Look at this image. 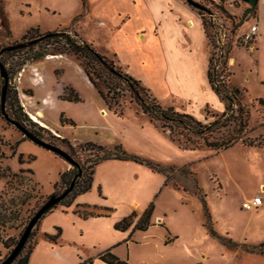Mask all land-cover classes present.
Returning <instances> with one entry per match:
<instances>
[{
    "label": "rangeland",
    "instance_id": "obj_1",
    "mask_svg": "<svg viewBox=\"0 0 264 264\" xmlns=\"http://www.w3.org/2000/svg\"><path fill=\"white\" fill-rule=\"evenodd\" d=\"M161 1L165 3L166 0H152V5L156 6ZM193 1L197 2L199 6L187 2L208 20L211 18V14L213 16L216 15L218 18H221V16L224 18L226 16L229 17L227 11L236 16V18H229L231 22L228 25V36L233 41L249 30L252 23L259 25L262 36L257 37L256 46L254 47L253 45L252 48H249L236 43L234 46L238 49L235 55H242L244 58L243 62L241 64L238 60L236 65H234L232 61V66H228V72H235V68H237L234 80L246 87L248 91L244 90L242 86L235 84L232 81V76L230 78L225 72L224 80L227 82V86H238L242 89L239 97L245 107L250 110L249 132L246 136L263 141L264 105L256 98L264 97V83L258 81L256 62L257 60L260 61V67H262L261 69L264 72V17L258 19L257 8L254 7L250 0ZM175 6V10L182 9L177 4ZM81 12H84L85 15L76 19L77 16L75 17V15L81 14ZM88 12V5L87 8H84L82 0H6V7L4 0H2L0 7V49L10 44L30 40L31 38L22 35L32 28H39L40 34L49 30H69L70 34L75 36L77 33L79 37L82 39L86 38L94 47L100 49L104 45V41L109 38L106 37L100 27L97 14L99 12L98 7L93 6L92 14L87 18ZM3 15L7 16L8 24L4 22ZM187 15H191V12L189 14L187 12ZM85 18L87 20L82 22ZM241 18H243V23L237 26L236 24L240 22ZM80 21L82 24L78 26L77 23ZM182 22L185 23L186 18L182 17ZM186 27L188 30L187 40L192 37L194 44L201 47L197 54L204 60L208 49L210 57L212 55L215 61V49L210 43L209 47L206 48L201 26L193 24L189 27L186 25ZM32 33L36 35L35 31ZM39 37L35 36L32 39ZM171 39L169 40L171 41ZM45 52H50L51 54L57 52L55 45H48L43 42L33 48L27 47L7 51L1 55L0 59L9 73L11 100L15 102L18 100L30 119L33 122H37V125H33L30 120L20 122L36 135H38L37 132H42L43 135L39 136L44 140L60 145L59 141L53 138L49 131H44L39 127L44 125L34 120L26 109V105L31 100L30 95L38 94L41 91L39 88L34 89L29 83V75L27 73L22 75L24 68L29 67L30 63L38 62L42 72L48 76L47 81H51L56 86L64 87L61 95H69L70 91L67 90L66 92V87H71L77 92L73 86L68 84L69 77L67 75L70 70L72 71L71 68L63 65L60 61L50 62L43 60L49 54L39 59L36 58L40 53ZM106 56L117 63L116 58L112 55ZM70 57L76 60L75 56L71 55ZM65 68L67 71L64 74L63 70ZM200 68H203V63ZM3 83L4 79L1 77L0 70V178L5 177L7 179L5 188L0 191V217L6 223L5 226H0V236L4 240L12 242L19 240L31 218L47 198L41 195L40 187L35 185L34 177L31 173L22 172L21 169L17 170L20 161L18 154H16L17 157L14 155L12 146H16L18 151V145L21 143L17 139L18 136L22 135L24 138L26 136L2 114L1 90ZM113 85L117 86L119 94H124L120 100L125 111L131 103H137L122 81L116 80ZM106 90L108 91L107 88ZM15 92L18 99L15 97ZM194 93L192 91H181L175 94V97L172 98L173 101L161 100L160 98L159 102L165 108L172 106L178 111L190 112L204 123L212 122L218 118L217 116H221L224 111V104L220 98L215 95L210 97L203 95L204 97H202ZM190 97L193 98L191 102L188 99ZM61 99L70 101L67 98ZM71 101L73 102L74 100ZM7 110L11 113L10 104L7 105ZM63 111L64 109L59 111L61 121L62 118L71 119L73 123L62 121V125H70L74 132L75 130H80V132H77L78 134L89 133L84 135L91 134L90 136L100 139L101 132H81L93 130L91 127L98 128L99 125L101 127L102 124L99 119L93 117L80 129L77 127V120L69 119ZM32 114L37 115L35 112H32ZM143 118L145 117H138L139 120ZM79 119V124L81 122L84 123L83 118L80 117ZM120 124H122L120 125V129H122L124 124ZM144 128L146 129L145 132H122L119 135H113L112 139L116 142V145L122 144L129 152L163 165L164 170L160 171L143 163L153 171L162 173L160 175L166 176L165 187L156 194L158 195L156 203L155 200H152L155 208L151 222L155 226H151L150 229L148 228L149 230L136 229L133 236L134 242L130 248L126 244H122L112 248L111 251L114 253L119 252L125 257L129 255L131 264H239L240 254L243 250L233 251L221 240L212 236L206 226L208 220L206 208L208 207L212 222L220 233L229 235L235 240L251 244L263 242L264 212L252 215L253 210L244 208L242 204L247 198L252 197L254 194L256 195V193L259 194L258 192L264 195L262 188V184H264V146H245L238 142L233 147L220 150L219 152L211 149L193 150L181 146L161 129L154 130L151 125H146ZM233 129L234 127L231 125L222 127L219 132L224 133V136H226L233 132ZM52 134L57 135L54 132ZM220 134L217 133V136H220ZM28 142H31V140ZM29 144L40 150H31L28 157L25 158V166L32 165L30 167L34 168L36 181L41 186L48 188L51 182L59 178L63 162L66 159L38 143L32 141ZM63 147L65 146L63 145ZM96 152V150L79 148L75 159L85 165L89 172L93 161L96 159ZM30 155L34 156L33 160L29 159ZM154 178H158V176L154 175ZM114 208L109 213L115 212L116 208ZM263 208L259 209V211ZM82 210L85 209L82 208ZM93 210L96 212H108L105 207L101 206L100 209ZM156 213L162 214L164 220L160 222L159 219H156ZM142 214L139 213L140 216ZM137 220L138 218H136L135 223ZM39 230L36 225L24 252L34 246L39 236ZM103 232L107 240L113 238L110 228L103 227ZM131 234H133L132 229ZM177 235H179V238ZM169 239L171 240L167 242ZM172 241L174 242L172 243ZM101 248L100 244V250Z\"/></svg>",
    "mask_w": 264,
    "mask_h": 264
},
{
    "label": "crops",
    "instance_id": "obj_2",
    "mask_svg": "<svg viewBox=\"0 0 264 264\" xmlns=\"http://www.w3.org/2000/svg\"><path fill=\"white\" fill-rule=\"evenodd\" d=\"M4 3L6 7V0ZM152 4V0H88L87 18L92 14L93 6H97L100 27L109 38L104 41L103 46L100 45L102 46L100 49L95 48L104 55L115 57L117 63L125 71L141 80L158 99L173 101L172 98L175 97V94L181 91H192L202 97H204L203 95L209 97L215 95L221 99L220 95L212 88L208 77L210 51L207 49L203 60L197 54V51L201 49L200 45L194 44L192 37L187 40L186 25L189 27L193 22L194 25L201 26L206 48L209 47L200 12L196 11L186 0H166L165 3L161 1L156 6ZM175 4L181 6L182 9L175 10ZM48 9L50 10V8ZM187 12L188 14L191 12V15H187ZM182 17L186 18L185 23L182 22ZM257 17L258 19L264 17V0H259ZM87 18L82 22H85ZM82 22L77 23L78 26ZM259 36H262L261 32ZM170 38H172L171 41ZM255 46L256 44H254ZM237 49L236 46L233 47L232 56L235 58V62L239 60L242 64L244 58L240 54L235 55ZM43 60L60 61L63 65L71 68L73 72L70 70L67 75L69 77L68 84L73 86L81 97L79 101L73 102L62 100L61 94L64 87L47 81L48 76L42 72L38 62L30 63L29 67L24 68L22 75L27 73L29 83L33 88L41 90L38 94L30 95L31 100L29 104H25L26 109L31 115L32 112H35L44 122V126L57 135L69 138L74 143L95 141L112 148L116 145L112 139L115 134L119 135L122 132L130 131L145 132L144 126L146 125H151L154 130L161 129L150 120L137 103H131L123 117L116 115L107 106L82 66L72 57L66 54H56L55 56L49 54ZM259 62V60L256 62V75L258 81L264 83V72ZM202 63L203 68L201 69ZM66 71L65 68L63 73L65 74ZM236 72L237 68L233 72L232 81L240 85L234 80ZM72 73L75 75L73 76ZM242 87L248 91L246 87ZM188 99L191 102L193 98ZM223 104L225 109L224 101ZM63 109L69 119L77 120V127L80 129L93 117L99 119L101 127L99 125L98 128L91 127L93 130L81 132H101L100 139L90 136L91 134L84 135L89 133L78 134L77 132L80 130L74 132L70 125H62L59 111ZM139 116L145 118L139 120ZM80 117L83 118L84 123L79 124ZM120 123L124 124L122 129H120V125H122ZM101 129L102 131H100ZM164 132L169 135L167 131ZM17 139L19 143L21 142L18 145V152H23L25 158L28 157L31 150H40L29 144L33 141L31 139L28 140L22 135H19ZM30 140L31 142H28ZM25 164L19 162L17 170L32 167V165L25 166ZM71 168L72 164L64 160L60 175ZM31 169L34 170V168ZM160 174L162 173L153 171L150 167L134 160L111 158L98 163L95 167L93 186L89 191L79 194L71 206H60L41 219L39 236L28 264H90L87 262L89 259H92L91 264H109L100 258V255L108 250L131 264L129 255L125 257L119 252L114 253L111 249L122 244H126L130 248L134 242L135 231L130 235L132 228L126 231L119 230L115 228V223L134 210L142 214L152 200H155L156 203L158 198L156 194L163 190L164 183H166V176ZM60 175L56 181L50 183L48 188L41 186L36 181L35 171L32 176L34 181L39 184L41 195L47 197L54 193L55 184L59 181ZM154 175H157L158 178H154ZM6 183L5 177L0 178V191L5 188ZM262 188L264 190V184H262ZM254 196L255 194L247 199ZM78 204L98 205L112 209L115 207L116 209L114 208L115 212H111L110 215L83 217L75 212ZM242 206H244V202ZM262 207L264 204L258 209H251L253 210L252 215L264 212V208L259 211ZM155 215L160 222L164 220L162 214L156 213ZM105 226L110 228L113 233L111 240H107L104 235L103 227ZM59 228L62 229V233L57 242L45 237V233L57 234ZM177 236L179 238V235ZM8 253L9 249L0 242V259ZM239 264H264V254L243 250L240 254Z\"/></svg>",
    "mask_w": 264,
    "mask_h": 264
},
{
    "label": "trees",
    "instance_id": "obj_3",
    "mask_svg": "<svg viewBox=\"0 0 264 264\" xmlns=\"http://www.w3.org/2000/svg\"><path fill=\"white\" fill-rule=\"evenodd\" d=\"M255 8H257L259 0H250ZM84 8H87L88 0H82ZM2 5V0H0V7ZM229 17L226 16V19L229 22V18H236L231 13L227 11ZM85 15L84 12L79 14L77 18H81ZM203 20L204 29L206 35L208 37V42L213 45V47H217L215 26L212 21L201 16ZM3 20L7 23V16L3 15ZM243 23V18L240 19L236 25L239 26ZM33 31L36 32V35H33ZM35 36H40L37 42L28 45V48H33L35 45L46 42L48 45H55V50L57 52L52 54H67L69 56H75L78 63L85 70L87 76L90 81L96 87L102 98L105 100L107 106L118 116L123 117L125 115V108L123 106L122 101L120 100L124 94H119L117 91V86L113 85V82L116 80L122 81L127 86V90L130 91L132 98L141 106L144 113L148 115L150 120L157 126L163 129L164 131L169 132L170 137L177 141L181 146L190 149H211L219 152L220 150H226L230 147H233L238 142H241L245 146H264V140H256L247 137V133L249 132V119H250V110L245 107L240 99L241 90L238 86H227V82L224 80L225 74L229 75L230 78L233 75V72H228L229 67L227 66V60L224 61L225 67H222L220 70H216V64L213 60L214 57L211 55L209 59V68H208V77L212 88L220 95L221 99L225 103V109L222 112L221 116H217L218 118L212 122L204 123L198 117L190 112H181L169 106L165 108L160 102L158 97L152 92V90L144 85L141 80L137 79L132 74L125 71L122 66L118 65L115 60L107 57L106 55L100 53L92 43L88 42L85 38L79 37L76 33L75 36L70 34L69 30H53L47 31L43 34L39 33V28H32L27 31L25 37L34 38ZM232 42V41H231ZM23 47V48H27ZM22 49V48H21ZM231 43L229 45L228 51L229 53L232 51ZM1 50V49H0ZM17 50V49H16ZM13 51V50H11ZM7 51H4L5 53ZM0 54L1 55L3 54ZM47 54H51L50 52L40 53L36 58L45 57ZM216 54V53H215ZM216 60V58H215ZM0 63H2L0 59ZM235 65V64H234ZM231 81V80H230ZM108 89V91L106 90ZM246 90L245 88H243ZM70 91L69 95H61V98H67L69 100L79 101L81 97L75 90L71 87H66V92ZM247 91V90H246ZM15 97L18 99L17 94L15 92ZM11 89L8 87L7 98H6V111L8 115L18 122L30 120L27 112L24 111L23 106L17 100V102L12 101ZM257 100L264 105V97H259ZM10 104L11 113L7 110V105ZM237 107V108H236ZM236 108V109H235ZM62 121H69L73 123L70 119L62 118ZM21 123V122H20ZM22 124V123H21ZM33 125H37V122H33ZM24 125V124H22ZM233 125L234 131L229 135L224 136V133L221 131L222 127H227ZM25 126V125H24ZM26 127V126H25ZM44 131H49L50 135L57 139L60 145L54 144L63 148L67 151L70 156L74 159L75 164H72L73 167L61 173L60 179L55 184V191L53 194H60L64 192L68 187L71 186L73 181L75 180V186L71 190V192L59 203L51 208H49L39 219L37 223V228L40 229V221L41 219L49 212L60 206H71L76 197L84 192L89 191L93 186L95 167L98 163L103 160L118 158L123 160H134L136 162L145 163L154 169H158L163 171V165L159 162L152 161L150 159H146L140 157L139 155L129 152L127 149L123 147L122 144H117L111 149L107 145L100 144L95 141H84V142H76L74 143L69 138L57 136L52 134L53 131L45 126H39ZM27 128V127H26ZM28 129V128H27ZM29 130V129H28ZM30 131V130H29ZM32 132V131H31ZM33 133V132H32ZM217 133H221L220 136H217ZM36 135L35 133H33ZM39 138L43 135L42 132H37ZM40 135V136H39ZM26 136V135H25ZM26 139H30L26 136ZM43 139V138H42ZM48 142V141H47ZM18 145V143H17ZM63 145L65 147H63ZM79 148L86 150H96V159L93 161L91 170L88 172L85 165L79 163L75 159V155ZM14 155L18 154V158L20 163H24L25 154L18 153L16 146H12ZM101 151V154H100ZM57 154V153H56ZM59 155V154H57ZM61 156V155H59ZM63 157V156H61ZM64 158V157H63ZM30 160L34 159V156L30 155ZM65 159V158H64ZM22 172H29L32 175L34 174V170L31 168L21 169ZM81 175L79 176V174ZM15 175V174H14ZM35 185L39 186L38 182H35ZM47 196L45 198H49ZM46 199V201H47ZM45 201V202H46ZM44 202V203H45ZM43 203V204H44ZM206 203V202H205ZM207 207V203H206ZM84 208L85 210H82ZM155 204L151 202L146 211L140 216L138 211L134 210L131 214L126 216L121 221H118L115 224V228L119 230H128L132 228V233L136 229L147 230L152 225V215L154 212ZM93 209H100L98 205H90V204H78L75 209L76 213H79L83 217L89 216H102L109 215L112 208L105 207L108 212H96ZM207 210V224L206 226L209 228L210 233L215 238L221 240L225 243L231 250L237 251L239 249L245 250L247 252H257L264 254V241L259 244H250L248 242H240L235 240L229 235L220 233L214 226L212 222V216L208 209ZM136 218L138 220L135 223ZM6 225L5 222L1 220L0 217V226ZM61 228L57 234L45 233V237L57 242L61 236ZM32 235V234H31ZM30 235V237H31ZM29 237V239H30ZM171 239L167 240L169 242ZM0 242L3 243L8 249L9 253L17 244L16 241H8L2 239L0 236ZM28 243V241H27ZM26 243V244H27ZM36 243V242H35ZM35 243L33 247H30L26 252V245L23 250L20 252L19 256L12 262V264H28L31 254L34 250ZM8 253V254H9ZM7 254V255H8ZM6 255V256H7ZM5 256V257H6ZM100 258L109 264H129L128 262L122 260L115 254L111 253L109 250L100 255ZM3 259H0V263ZM90 264L92 263V259L87 260Z\"/></svg>",
    "mask_w": 264,
    "mask_h": 264
},
{
    "label": "water",
    "instance_id": "obj_4",
    "mask_svg": "<svg viewBox=\"0 0 264 264\" xmlns=\"http://www.w3.org/2000/svg\"><path fill=\"white\" fill-rule=\"evenodd\" d=\"M188 2L192 3L193 5L199 6L197 2H194L193 0H187ZM39 38L22 41L14 44L7 45L3 47L0 50V54L4 51H11L20 49L23 47H27L30 44H33L37 42ZM0 70H1V77L4 79V83L2 85L1 90V107H2V114L4 117L11 123L15 124L26 136H28L31 140L38 143L39 145L54 151L55 153L63 156L66 160H68L71 164H75L74 159L70 156V154L65 151L63 148L56 146L54 144H51L47 142L46 140L39 138L38 136L34 135L31 131H29L24 125H22L17 120L12 119L7 111H6V98H7V92L9 87V73L3 63H0ZM81 173L79 174V176ZM75 186V180L71 184L70 187H68L64 192L60 194H52L47 199V201L38 209V211L34 214V216L31 218L30 222L24 229L21 237L19 238L17 244L14 246V248L11 250V252L3 258L2 262L0 264H12V262L19 256L20 252L23 250L24 246L26 245L27 241L29 240L30 235L32 234L33 229L37 225L39 219L42 217V215L52 206L59 204L74 188Z\"/></svg>",
    "mask_w": 264,
    "mask_h": 264
},
{
    "label": "built area",
    "instance_id": "obj_5",
    "mask_svg": "<svg viewBox=\"0 0 264 264\" xmlns=\"http://www.w3.org/2000/svg\"><path fill=\"white\" fill-rule=\"evenodd\" d=\"M210 20L212 21L213 25L215 26V33H216V40H217V47H215L216 53V70H220L222 67H225L224 61L227 60V66H232V61H235V58L232 56V51L229 53L228 48L231 43L232 48L236 43L242 46H248L252 48L255 44L256 39L259 35V25L252 24L250 29L245 31L244 34L238 37L237 40H231L229 38V23L226 18L222 17L218 18L216 15L211 14ZM232 41V42H231ZM236 62H234L235 64ZM264 204V196L262 193L255 195L251 199H247L244 202V207L246 209H258Z\"/></svg>",
    "mask_w": 264,
    "mask_h": 264
},
{
    "label": "bare ground",
    "instance_id": "obj_6",
    "mask_svg": "<svg viewBox=\"0 0 264 264\" xmlns=\"http://www.w3.org/2000/svg\"><path fill=\"white\" fill-rule=\"evenodd\" d=\"M191 25H193V22H191ZM52 56H55V55H52ZM233 63H234V61H233ZM32 117H33L34 120H36V121H38V122H40L41 124L44 125V122L42 120H40L37 115L32 114Z\"/></svg>",
    "mask_w": 264,
    "mask_h": 264
}]
</instances>
